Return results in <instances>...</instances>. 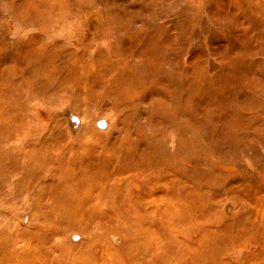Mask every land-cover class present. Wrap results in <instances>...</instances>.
<instances>
[{
  "label": "rangeland",
  "instance_id": "obj_1",
  "mask_svg": "<svg viewBox=\"0 0 264 264\" xmlns=\"http://www.w3.org/2000/svg\"><path fill=\"white\" fill-rule=\"evenodd\" d=\"M21 4L0 0V60L14 53L0 65L21 62L35 45L25 41L41 39L61 59L88 45L75 55L92 68L81 78L23 81L41 75L49 54L39 53L1 80L4 148L47 138L52 149L43 165L20 152L17 166L0 167V229L10 233L0 264H264V0H37L30 11ZM91 15L135 18V31L127 40L93 33L84 26ZM167 40L160 60L145 66L146 52ZM98 58L109 75L92 82ZM137 61L145 64L140 92ZM137 134L161 139L160 175L143 178L133 153L109 162L112 146H129ZM190 137L193 151L180 141ZM89 160L125 170L127 183L144 189V208L121 196L120 209L98 187L79 213L60 212L57 201L71 187L64 181L54 192L52 174L70 162L72 173L81 171ZM191 184L188 197L183 187Z\"/></svg>",
  "mask_w": 264,
  "mask_h": 264
},
{
  "label": "bare ground",
  "instance_id": "obj_2",
  "mask_svg": "<svg viewBox=\"0 0 264 264\" xmlns=\"http://www.w3.org/2000/svg\"><path fill=\"white\" fill-rule=\"evenodd\" d=\"M18 1L22 3L21 4L22 7L24 8V10H27V11H30L31 8L35 6L37 3V0H18ZM37 18H34V19L36 21L44 20L47 22V25L51 23V20L48 18L47 19L40 18V17H37ZM135 23H136L135 18L123 17L122 19L120 17L113 16V15H108V16L98 15L97 17L91 15V17L89 16L88 18V22L84 23V26L87 27L86 29H90V31L91 30L94 31L93 33H95L96 30H98V28H102L103 30H99L102 33L103 32H105L106 34L115 33L120 38H122L121 40L123 39L127 40L128 36H130V33L135 31ZM157 23L160 24L159 22ZM143 25L145 27V23H143ZM147 26H150V25L148 24ZM8 27H9V21L5 23L4 29H7ZM161 30H163V27H161V25H158L156 27V31L160 33L162 32ZM40 40L41 39H38L37 42L33 40L25 41L24 45H27L30 43H34L35 45L30 46L29 49L20 53V55L18 56V59L21 62H10V64H7V65H0V87L2 85L1 80H3L4 78L5 79L7 78L8 72H15V70L18 68L21 69L22 64L28 60L35 61L39 53L49 54L48 59L45 62L44 69H42L40 73L41 75L36 74V75H32L31 77L26 76L23 81L28 82V80L32 79V81L34 82H37V83L40 82L41 84H44L49 81H52L57 76L59 77V75L62 73H65L64 75H68V76L71 75V78L73 76L75 78H79V77L81 78L84 73H88L89 70L92 68L91 65H89L90 60L88 57L86 56L82 57L79 55H75L76 53H79V52H85V50L88 48V45H86L79 52H77L73 48H71V50L69 49L67 52L68 55L65 57V59H61L60 56L62 55V53L60 52V50L57 51L55 48H52L45 52L43 49L44 43L43 41H40ZM4 43L5 42L1 39V34H0V51L4 49L5 47ZM170 43H171V40H167L162 45L160 43L156 47H154L150 53L149 51H147L146 52L147 54L146 56L147 64L146 65L140 61H137V63H140V66L138 69V75L136 76L137 77L136 82H138V84H137V89L135 90H137V92L142 91L141 90L142 86L140 85L142 82V77H145L144 76V65L145 66L155 65L156 64L155 62L160 60V58L163 56V53L166 50L165 48L168 47ZM12 54H9V55L5 54V59L0 60V64L3 61L9 62V60L14 59V56H12ZM96 65L97 67L94 72V77H92V82H95L98 79V77L101 75H103L104 78L109 75L108 73H102L99 58L97 59ZM82 66L84 70H82L81 68ZM35 69H36V66H35ZM66 69L67 71L65 72ZM114 74L115 73L113 72V75ZM63 78L64 77L60 78V81L58 82L59 84L63 83ZM115 82L121 84L119 80H115ZM6 99H9V98L6 96ZM9 103L14 104L15 101L9 100ZM1 112L2 110L0 109V116L3 115ZM70 113L72 115V117L70 118L72 120V124L77 125L76 127H81L84 123L82 118H80L76 112L74 113L73 111H70ZM2 123L3 122H0V128L2 127L1 126ZM9 133L10 131L8 132V134ZM8 134H5L4 136L0 135V167L1 168L6 167V166H13V165L17 166L18 164L16 163V160L20 152L24 153L28 157L27 160H30L31 164H33L34 167L47 163V161H44V159L48 158V155L50 154V151L52 149V143L48 144L45 142L47 138H44V139L37 138L35 140L31 138L30 139L31 141H29V143H27L28 141L26 142L27 144H30L31 146H28V148L26 149H24L23 147H20L21 149L19 150H22V151H15L14 150L15 147L8 146L13 149V152L12 151L10 152L9 149L4 148L5 143L8 139V136H10ZM192 140H193V137L180 140V141L181 143H184V147L187 150L193 151V141ZM160 141L161 139L159 137L153 140L149 135H138V134L134 135L132 137V141L129 142L130 143L129 146L128 144L112 146L111 150H109L110 151L109 162L110 160H118V159L119 161H121L122 159H125L126 156L133 153L134 156H136V158L143 159V164H142V168L140 171L143 178H149L148 173L150 171H155L157 175H160V170L157 169V167H159L160 162H155L154 160L155 157H157L158 154H160V152L163 150V147H164V146L162 147V142ZM6 157L10 158L9 159L11 161L10 165H7L8 162L5 161L7 159ZM72 161H73L72 162L73 165H80L82 163L81 159L77 157H75V159H73ZM104 161L105 160H101L99 162H92V160H89L82 165L81 171L72 170L74 171L73 173L71 172V169H70L71 162L68 166L66 165V168H63L62 165L58 166V168L61 167L60 168L61 171H59L60 175L56 178L52 174L53 178L49 186H52L54 192H59L62 190V186L60 185H63L64 181L66 182L65 184L66 187H71L70 189H66L65 191H63L62 195L57 201L58 202L57 205H59L57 209L60 210V212L68 213V214L79 213L81 210H83V207L86 205V197L90 196L95 191V189L98 187H102L101 189L104 192L111 193V197L114 199L112 203L115 202V205L117 203L116 199L118 200L121 198V196H125L126 199L134 200L135 204L137 203L136 204L137 206L144 208V205H145V203L143 204L144 196H142L144 194L143 193L144 189L142 190L137 185L136 187L132 188L131 183L130 184L127 183L131 181L130 178L127 175H124L125 170L122 171L120 170L121 168H117L118 171L116 173L112 171H108V172L105 171L104 169H106V167L104 163H102ZM117 175L119 176L117 177ZM187 177L188 178L185 181H187V183H189L190 181L193 183V180H191L193 179V177H192V174L190 173V170L187 171ZM21 181H18V183L21 184ZM47 185L48 183L46 182L39 184V181H38L37 187H39L38 189L41 190V189L46 188ZM193 186L194 185L192 184L184 185L183 189H184V193L186 194V196L188 197L192 196ZM32 196L37 197L36 194H33ZM33 204L37 206V203L35 201L33 202ZM116 206H119L120 209L123 208L122 205L120 206L117 204ZM226 208L227 210H229L228 206ZM102 210H99V211H102ZM25 233H27V231H25ZM9 236H10V233H7L4 230V228L0 229V248H4V244L9 238ZM27 246L28 247L26 248V251L34 249V245L32 244H29ZM3 252H5L4 249H3ZM23 256L26 259L28 257L26 255V252H24Z\"/></svg>",
  "mask_w": 264,
  "mask_h": 264
}]
</instances>
